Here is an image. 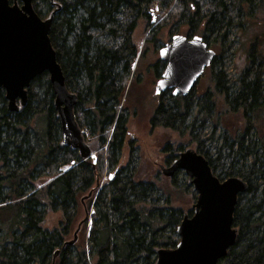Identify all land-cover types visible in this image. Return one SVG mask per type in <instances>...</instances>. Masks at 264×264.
I'll use <instances>...</instances> for the list:
<instances>
[{"label": "trees", "instance_id": "trees-1", "mask_svg": "<svg viewBox=\"0 0 264 264\" xmlns=\"http://www.w3.org/2000/svg\"><path fill=\"white\" fill-rule=\"evenodd\" d=\"M40 2L48 13L53 10L50 0H33L39 17ZM54 2L59 10L48 31L49 42L67 90L77 97V124L98 149L97 161L92 168L91 160L81 162L76 151L61 146L45 74L31 83L26 105L18 112L7 110L0 89V264H155L158 250L176 247V230L184 214H192L172 203L158 181L135 179V148L123 162L127 121L141 106L139 99L132 100L139 84L136 75L146 57L138 56L132 35L142 25L145 44L157 51L158 42L170 37L176 25L179 34L199 36L206 45L217 33L211 43L218 49L225 29L242 31L258 21V13L264 15V0ZM258 45L259 40L249 46L247 66L235 86L224 72L210 73L216 56L188 96L156 97L148 119L151 128L187 135L219 181L240 178L248 188L233 211L236 240L218 264H264V59ZM158 67L156 79L164 64L155 61L151 67ZM211 117L213 134L222 129L226 150L215 159L192 135L198 121L200 132ZM181 150L179 146L170 153L165 164ZM170 184L179 191L190 188L182 171ZM88 193L91 196L81 203ZM84 203L89 209L82 211V237L68 245ZM53 214L60 218L49 228L44 219Z\"/></svg>", "mask_w": 264, "mask_h": 264}, {"label": "water", "instance_id": "water-1", "mask_svg": "<svg viewBox=\"0 0 264 264\" xmlns=\"http://www.w3.org/2000/svg\"><path fill=\"white\" fill-rule=\"evenodd\" d=\"M53 10L41 19L33 9V0H0V89L5 93L7 110L18 112L25 107L27 89L37 76L45 74L53 94V106L60 126L61 146L76 151L78 160L92 161L96 150L86 143L77 125L74 107L76 95L65 85L62 69L50 45L48 31L59 6L50 0ZM159 61L166 63L161 78L154 85V95L173 90V95L187 96L215 57L201 37L174 35L158 50ZM135 64H133V68ZM168 166H159L161 175L172 178L183 171L196 193L192 216L185 215L176 235L179 242L172 250L160 249L155 264H218L236 240L232 227L237 198L247 192L242 179L219 181L212 175L207 160L186 148ZM81 199L83 202L85 199ZM82 222L77 225L74 245ZM58 251H55V256Z\"/></svg>", "mask_w": 264, "mask_h": 264}, {"label": "rangeland", "instance_id": "rangeland-1", "mask_svg": "<svg viewBox=\"0 0 264 264\" xmlns=\"http://www.w3.org/2000/svg\"><path fill=\"white\" fill-rule=\"evenodd\" d=\"M37 5L40 18L45 19V17L50 14L48 13V10H46L45 4L40 2ZM256 18H258V21L249 22L242 31L237 28H233L228 31L225 29L224 38L221 39L218 49H214L211 43L214 39L213 37L218 36V34H213L214 36L212 35L210 37V43H208L207 46L209 49L214 50L217 56V62L211 67L210 73L212 72L214 74L215 72H224L229 83L235 86L237 77L242 74V71L247 66V54L250 49L249 46L252 42L257 40H259L257 50L264 59V24L259 22L261 20L264 21V15L262 13H258ZM143 31L144 29L142 25L141 27L139 26V28H136V31L133 33L131 39L136 47L138 55L140 56V54L145 53L146 56L140 69L137 66V61L134 62V69H139V72L136 75L139 79V84L136 85L137 89L134 92L132 100H135L136 98L139 99L141 106L137 107L136 116L129 118L127 121V135L132 139L131 141H133V146H135L136 154L139 158L136 165L137 171L135 179L144 182L147 180L158 181L159 186L168 194L171 202L183 210V212H187L188 210H191L195 203L196 193L191 191V187L188 191H179L174 186H171L170 180H167L160 174L158 166H163L167 156L170 153H176L179 146L183 148H192L194 150L195 145L188 141L189 138L187 135L178 136V134L172 130H165L162 128L153 129L149 125L148 119L152 113V107L157 102L156 97L153 96V86L157 81L155 74L160 70V67H158L157 70L153 69L152 71V64L158 60V52L154 51L151 48V45L145 44ZM178 32L179 30L176 25L171 27V36L163 37V40L158 42L160 48L164 44L170 43L171 38L174 35L179 34ZM147 67H150V70H148ZM160 73H162V71ZM129 107L132 109V105H129ZM141 107L143 110L140 111L139 108ZM196 113L197 110L195 109L193 115L196 116ZM201 115H198L197 119H201ZM217 117L219 118V116ZM212 119L213 117L209 118V120L205 122L204 128L200 132H198V125L200 122L198 121L192 130V135L197 137L198 142H202V144H204V147L209 152V155L215 159L218 156L223 157L226 154V150L223 148V143L220 138L222 129H216V132L213 134L211 124ZM87 139H89L88 133H85V140L87 141ZM90 146L96 149L94 146ZM168 146L170 148L166 151L165 148ZM127 154V149H124L122 158L123 162L127 160ZM88 209L89 207L87 203H84L82 207L80 206L79 215L76 222L72 226V230H75L78 222L85 220L82 211L85 213ZM59 218V214H53L50 216L46 215L44 219L45 225L52 228L58 223ZM82 233V229H80L78 238L82 237Z\"/></svg>", "mask_w": 264, "mask_h": 264}, {"label": "flooded vegetation", "instance_id": "flooded-vegetation-1", "mask_svg": "<svg viewBox=\"0 0 264 264\" xmlns=\"http://www.w3.org/2000/svg\"><path fill=\"white\" fill-rule=\"evenodd\" d=\"M159 63H163V62H160L159 60H157ZM164 64V66L166 65V63H163ZM164 69V68H163ZM154 87V86H153ZM162 94H166V95H168V94H170V95H172L173 97H176V96H180V94H177V95H173V90H165V92L164 93H162ZM161 94V95H162ZM188 96V95H187ZM158 97H160V96H158ZM154 129V128H153ZM132 139L131 138H129V136L127 135V129H126V132H125V134H124V136H123V143H122V147L124 148V149H127V152H128V154L130 153V152H132V150H134V148H135V146H133V141H131ZM182 149H183V147H182ZM128 154H127V156H128ZM96 163V162H95ZM164 165H166L165 164V162H164ZM160 166V165H159ZM159 166H158V169H159ZM177 173V172H176ZM175 175V174H174ZM173 175V176H174Z\"/></svg>", "mask_w": 264, "mask_h": 264}]
</instances>
